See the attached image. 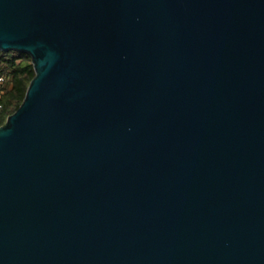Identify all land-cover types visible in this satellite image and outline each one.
<instances>
[{
	"label": "water",
	"instance_id": "95a60500",
	"mask_svg": "<svg viewBox=\"0 0 264 264\" xmlns=\"http://www.w3.org/2000/svg\"><path fill=\"white\" fill-rule=\"evenodd\" d=\"M0 50V264H264V0H0Z\"/></svg>",
	"mask_w": 264,
	"mask_h": 264
},
{
	"label": "trees",
	"instance_id": "16d2710c",
	"mask_svg": "<svg viewBox=\"0 0 264 264\" xmlns=\"http://www.w3.org/2000/svg\"><path fill=\"white\" fill-rule=\"evenodd\" d=\"M35 75L28 54L0 50V127L19 109Z\"/></svg>",
	"mask_w": 264,
	"mask_h": 264
},
{
	"label": "built area",
	"instance_id": "2783aa9c",
	"mask_svg": "<svg viewBox=\"0 0 264 264\" xmlns=\"http://www.w3.org/2000/svg\"><path fill=\"white\" fill-rule=\"evenodd\" d=\"M2 81V80H1Z\"/></svg>",
	"mask_w": 264,
	"mask_h": 264
}]
</instances>
